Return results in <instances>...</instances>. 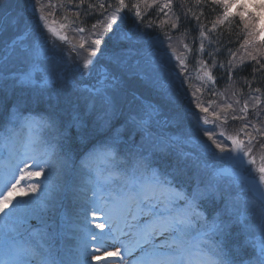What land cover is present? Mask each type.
Here are the masks:
<instances>
[{
  "label": "snow or ice",
  "instance_id": "6c2138e0",
  "mask_svg": "<svg viewBox=\"0 0 264 264\" xmlns=\"http://www.w3.org/2000/svg\"><path fill=\"white\" fill-rule=\"evenodd\" d=\"M38 3L33 0V13ZM143 3L149 6L148 0ZM201 3L196 0L197 5ZM211 3L222 10L210 21L212 31L238 16L245 28L251 26L248 36L264 42L260 17L247 14L246 3ZM236 5L239 10L233 13ZM125 8V0H118L103 24L104 32L110 34L104 49L98 47L104 39L101 34L91 40L81 62L79 53L76 60L70 54L57 55L55 46L42 39L46 28L66 43L68 37L61 30L67 24L56 26L54 20L50 23L46 15H40L43 27L33 26L26 7L0 0V122L5 125L0 134V246L5 258L0 264H91L93 260L103 264H264V154L257 162L256 137L245 131L251 123L244 115L248 103L238 109L241 115L231 117L244 121L239 131L246 140L216 133L215 126L209 130V108L196 92L188 99L189 105L195 101L196 123L186 132L170 134L168 129L179 125L185 112L183 90L190 78L181 73L187 66L177 56L174 73L165 62L154 59V46L141 34L140 3L131 15ZM171 8L172 0L159 5L161 13ZM193 18L200 38L198 51L203 52L207 25L198 16ZM251 42L245 40L242 47ZM208 55L215 67L216 52ZM249 56L256 59L252 53ZM199 64L215 86L208 61ZM219 67L224 71L223 64ZM232 74L229 61L230 79ZM134 80L159 99L137 94ZM254 92L264 94L260 87ZM252 127L260 133L255 124ZM191 128L198 129L199 135ZM96 133L104 137L102 152H90L81 164L79 191L84 195L76 222L65 213L64 224L52 229L48 213L55 209L54 193L62 187L71 154ZM43 173V180H35ZM15 195L21 198L13 204ZM97 205H103L107 213V237L89 227V214ZM31 220L40 226L34 228ZM69 224L78 234V247L73 258L66 260L54 254L52 241L65 235ZM109 239L111 244L106 243ZM110 247L116 250L109 251ZM247 248L252 251L246 252Z\"/></svg>",
  "mask_w": 264,
  "mask_h": 264
},
{
  "label": "trees",
  "instance_id": "16d2710c",
  "mask_svg": "<svg viewBox=\"0 0 264 264\" xmlns=\"http://www.w3.org/2000/svg\"><path fill=\"white\" fill-rule=\"evenodd\" d=\"M62 1L65 11V16L69 21L78 23L86 31H90L92 26L98 22L104 21L107 23V18L115 11L118 7V0H84L83 5H80V0H57ZM104 1V2H101ZM125 0V4L128 7L125 9V12L129 15L133 14L134 5L140 3V10L143 16V23H152L157 26H167L172 27L173 24L176 26L174 29H177L179 32L186 33L187 38L197 37L198 32H192L193 25L196 20L193 18L198 16L200 22L210 26V21L213 20L217 13V9L212 4H209L208 1L202 0V3L197 5L196 0H172L171 10H166V13H161L159 11V5L166 2V0H157V4L153 5L152 0H148V5L146 6L143 3V0ZM100 4H104V8H99ZM90 6H93L90 8ZM79 12V16L74 15V13ZM124 13H121L123 15ZM223 27L220 29L219 35H215L217 38V49L215 55V60L217 61L215 74L218 78L222 77L225 81H229V61L233 58L230 53H234V58L238 57L241 53L239 49V39H241V34L239 29L241 25L237 21L232 20L230 22H225L222 24ZM103 26V25H102ZM104 32V30H103ZM104 41H102L99 48L104 49L105 43L107 42V35L104 32ZM209 53V52H208ZM223 64L224 71H221L219 65ZM260 69L259 71L253 72V69ZM232 78L237 81L239 85H245L246 83L251 82L252 85H261L264 86V68H261V65H255L254 62L249 63L244 60L241 63V66L233 71ZM221 80H219V84ZM133 89L137 90V94L143 92L146 96H150L153 100H158L154 93H151L148 89L145 88L144 84L138 80H134L132 83ZM185 112L183 119L179 125L171 127L168 129L170 134H175L179 132H186L190 127V116L192 115L193 110H188L186 104L184 105ZM5 130V125L3 122H0V132ZM104 137L101 133H96L93 136H90L88 140L79 144V147H76L68 163V167L65 170L64 177L61 181L62 187L58 189L55 193V209L48 213V223H54L52 219L57 213L65 209L66 213H69L71 216L76 214L77 206L82 202L83 193L76 189V186L80 185V169L83 159L90 153L95 150L98 146L103 145ZM43 180V179H42ZM39 195V192L36 193ZM64 196V199H63ZM62 217V215H61ZM60 217V219H61ZM31 224L40 225L39 221L31 220ZM51 230V229H50ZM66 232V231H65ZM64 240L71 249H74L77 245V241L71 235L69 230L65 235L59 236Z\"/></svg>",
  "mask_w": 264,
  "mask_h": 264
},
{
  "label": "rangeland",
  "instance_id": "374dc122",
  "mask_svg": "<svg viewBox=\"0 0 264 264\" xmlns=\"http://www.w3.org/2000/svg\"><path fill=\"white\" fill-rule=\"evenodd\" d=\"M241 2L246 3L248 5L247 14H258L260 17V20H264V7H261V5H264V0H241ZM49 6L50 5L47 2H43V0H39V3L36 6V12L34 14H36V15L37 14L45 15L47 13L50 14V11L48 9ZM41 7H43L42 13L40 12ZM29 10H30V13L33 14L32 7H30ZM232 10L236 13L239 10V5L234 6ZM47 17H48V20L50 23L54 20L56 22V26H58L59 24H67L68 25L66 28L61 30L62 33L68 37V41L66 42V46L64 47V50H63V55L68 56L70 54L71 58H73V57H77V53H79L81 62H83V58L88 55V49H89V46L91 44V40L96 38L98 35H101V34L103 36H105V34L103 32L104 26H102V23L96 24L98 26L95 29L93 28V30L89 33H86V32L80 33V32L76 31L77 27L75 28L69 22L63 21L61 23V22L56 21L54 19V17H50V16H47ZM37 19L38 18H36V17L34 19H32L33 26H35L36 23L38 22ZM241 22H242V26H243L244 31H245V39H241L240 45L242 46L244 44V41L247 39L252 40L251 43L244 46V50H243L241 57H243V59H246L251 63L253 61L254 63H257L258 65H264V42H261L259 40H255L254 38H250L248 36V33L250 31H252L251 26H249L248 28H245L243 21H241ZM161 36H162V32L160 30L155 31V32H152L150 30L149 31V37H147L146 35L145 36L143 35L144 40L147 41L149 44L154 46L151 49L154 59H158L162 62H165L169 68H172L174 73L176 71H178V65H179V62L176 60V57L179 56L184 60V63L186 64L187 67H186V71L181 73V76L190 78V79L186 80L185 84H184V90L183 91H184V95H185V100L188 101V99L191 97V93L196 92V95L199 97L200 102L204 106L209 108V112L207 113V116H208L210 123H209V125L206 126V127H208L209 130H212L213 126L217 127V123L219 121H222V120L225 121L227 118L231 117V115H233L234 113L236 115H239L240 113H239L238 109L240 107H243V104L245 102L248 103V110L250 108H257L261 104H263V98L260 95L243 96L241 93L236 94V91H234L235 89H233V87L229 88L228 92H224L223 90H221L220 93L214 92L216 99H214L213 101H208V100L206 101V94L210 93L212 90H216V89H214V86L211 83V81H207V78L204 76V70L200 71V72L196 71L200 68V64H199L200 60L197 59L198 54L193 53L191 51V57H189V60H188L187 53L184 52V49L181 47V45L180 44L178 45L174 39H170L172 37L171 35H168V39H163V38H161ZM55 38L59 39L58 37H55ZM102 41H104V39ZM82 42L84 43L83 49L80 48V44ZM177 45H178V47H176ZM92 47H96V46H92ZM73 48H74V50H73ZM257 49H259V51H257ZM249 53H252V55L256 56V59L253 60L249 56ZM97 56L99 57V53L97 54ZM173 66H176V67H173ZM188 85H191V87H188ZM254 96L259 97V100L258 101L253 100L252 97H254ZM237 101H239L240 103L237 104ZM194 103H195V101L193 100V104L190 106L193 107ZM228 103L232 104V108H226V104H228ZM185 104H186V106H189V103H185ZM195 111L199 112L198 109H195ZM214 111L218 114L217 116H213L212 113ZM202 115H204V114H201V116ZM192 122L196 123V121H192ZM196 132L199 135L198 129ZM215 132L220 133V131H218V130H216ZM203 139L206 140L207 138L205 137ZM45 175H46V173H43L40 176L41 179H44ZM37 178H39V177H37ZM22 184H23V181H22ZM20 198H18V199H20ZM24 199H27V197H24ZM63 199H64V196H63ZM11 207H12V205H10L6 209V211L11 210ZM77 209H79V208H77ZM65 213H66V210L65 209L63 210V208H62V210L59 212V214L57 213V215H55L52 218L54 220V223H52V224L49 223V225L52 226V229H55L56 226H58V225L64 224V221H62V219H60V217H61V215H65ZM67 216L70 219L71 215L69 213H67ZM72 218L76 222V220H75L76 214H74L72 216ZM88 218L91 221V224L89 225V227L92 228V227L96 226L97 232H95V233L104 235L105 237L108 236L110 225L105 222L106 218H107V213H106V210L103 207V205H97L96 211L94 213H90ZM98 224H103L104 227L99 228V227H97ZM67 228L75 231L71 227V224H69ZM55 240H56V238L52 241L53 251H54V246H55ZM91 242L93 244L96 243V241H91ZM106 243L111 244V240L110 239L106 240ZM115 250L116 249L113 247L109 248V251H115ZM120 252L123 254V249H120ZM136 254L137 253H134V255H136ZM4 258H5L4 252H1L0 253V261H2ZM112 259L115 260L118 258H112ZM91 264H103V261L102 260L101 261L93 260L91 262Z\"/></svg>",
  "mask_w": 264,
  "mask_h": 264
}]
</instances>
